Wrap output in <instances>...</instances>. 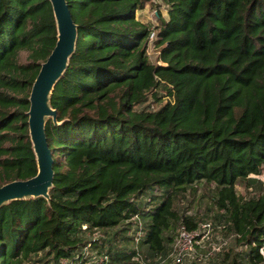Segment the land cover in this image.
Here are the masks:
<instances>
[{"label": "trees", "instance_id": "16d2710c", "mask_svg": "<svg viewBox=\"0 0 264 264\" xmlns=\"http://www.w3.org/2000/svg\"><path fill=\"white\" fill-rule=\"evenodd\" d=\"M66 1L77 37L49 98V198L0 205V264L166 257L198 222L180 198L201 183L246 246L228 263L264 264V0H165L154 26L136 17L148 0ZM56 38L49 0H0V185L37 171L28 96Z\"/></svg>", "mask_w": 264, "mask_h": 264}, {"label": "water", "instance_id": "95a60500", "mask_svg": "<svg viewBox=\"0 0 264 264\" xmlns=\"http://www.w3.org/2000/svg\"><path fill=\"white\" fill-rule=\"evenodd\" d=\"M51 2L57 30L56 42L32 82L27 110L28 130L35 153L37 171L27 178H16L0 185V205L12 199L42 195L49 198V188L54 175L53 154L48 146L45 122L51 117L57 122V111L50 105L49 98L54 84L68 65L75 48L77 25L66 0Z\"/></svg>", "mask_w": 264, "mask_h": 264}, {"label": "rangeland", "instance_id": "374dc122", "mask_svg": "<svg viewBox=\"0 0 264 264\" xmlns=\"http://www.w3.org/2000/svg\"><path fill=\"white\" fill-rule=\"evenodd\" d=\"M167 2L165 0H148L143 8L136 10V17L141 21L150 23L151 26H154L158 23L157 10L164 17H168L167 13ZM154 40V39H153ZM153 40H149L147 47V54L149 59L152 62H160L158 57L159 51L156 46L153 44ZM25 52L22 53V57ZM159 94H164L165 91L159 90ZM153 98L149 96L147 103H150L152 106ZM264 174V168L262 170ZM236 190L239 194L243 196H249L251 194V189L245 186L244 181L238 182L236 184ZM212 184H197V187L193 192H187L186 196L180 198L181 209L187 207V212L194 214L197 217V221L203 219H211L213 221V234L207 242H204L201 245H196L195 250L186 259V264H229L228 259L236 257H244V252L246 246L243 243L237 241L236 236L233 233H229L225 228L219 226L216 223V219L211 217V214L216 210L210 199V189ZM223 239H227V243L222 247L220 251H211L212 245L214 243L220 242ZM174 244V243H173ZM144 245L142 246V250ZM228 252V254L226 253ZM140 258H143V254L140 253ZM227 256V257H225ZM225 259L223 260V258ZM173 260L172 252L165 257V254H154V257H148L146 260L143 259V263L138 264H171ZM240 264H248L245 260H242Z\"/></svg>", "mask_w": 264, "mask_h": 264}, {"label": "built area", "instance_id": "2783aa9c", "mask_svg": "<svg viewBox=\"0 0 264 264\" xmlns=\"http://www.w3.org/2000/svg\"><path fill=\"white\" fill-rule=\"evenodd\" d=\"M156 36L155 29H151L149 32V40H153ZM258 178L264 180V174L260 173L255 175ZM213 234V224L211 220L205 219L200 220L194 227L187 228L182 226L173 244V260L171 264H186V259L195 250V246L201 245L207 242ZM235 235V233H233ZM227 243V239H223L220 242L212 245L211 251H219ZM259 251L264 254V239L262 244L259 246ZM135 259L137 256L134 257ZM62 263L67 264L65 259H62ZM92 264V263H86Z\"/></svg>", "mask_w": 264, "mask_h": 264}]
</instances>
